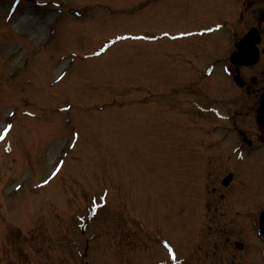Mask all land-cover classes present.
I'll return each instance as SVG.
<instances>
[{
    "label": "rangeland",
    "instance_id": "obj_1",
    "mask_svg": "<svg viewBox=\"0 0 264 264\" xmlns=\"http://www.w3.org/2000/svg\"><path fill=\"white\" fill-rule=\"evenodd\" d=\"M183 14L173 0H0V264H139L187 242L175 136L205 137L176 124H208L189 118Z\"/></svg>",
    "mask_w": 264,
    "mask_h": 264
},
{
    "label": "flooded vegetation",
    "instance_id": "obj_2",
    "mask_svg": "<svg viewBox=\"0 0 264 264\" xmlns=\"http://www.w3.org/2000/svg\"><path fill=\"white\" fill-rule=\"evenodd\" d=\"M173 1L184 12L187 29L176 37L185 38L197 74L191 98L202 110L189 118L208 126L176 124L205 137H186L187 242L139 264H264V0Z\"/></svg>",
    "mask_w": 264,
    "mask_h": 264
},
{
    "label": "snow or ice",
    "instance_id": "obj_3",
    "mask_svg": "<svg viewBox=\"0 0 264 264\" xmlns=\"http://www.w3.org/2000/svg\"><path fill=\"white\" fill-rule=\"evenodd\" d=\"M11 125H8L7 126V128L5 129V133H4V135L6 136L7 135V132L11 129ZM3 137L2 136H0V139H2Z\"/></svg>",
    "mask_w": 264,
    "mask_h": 264
}]
</instances>
